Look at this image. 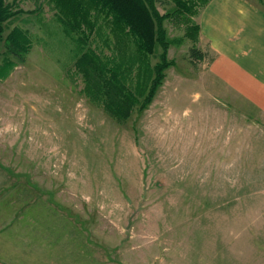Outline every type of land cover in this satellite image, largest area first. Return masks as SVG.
I'll return each mask as SVG.
<instances>
[{
  "label": "rangeland",
  "instance_id": "obj_1",
  "mask_svg": "<svg viewBox=\"0 0 264 264\" xmlns=\"http://www.w3.org/2000/svg\"><path fill=\"white\" fill-rule=\"evenodd\" d=\"M6 2L17 14L0 38V190L14 211L2 225L47 250L59 224L82 228L89 244H68L73 264H264V132L243 120L241 148H219V128L228 139L240 122L209 100L183 22H165L175 65L153 101L118 122L82 93L76 44L49 1ZM14 28L31 44L23 57L8 53Z\"/></svg>",
  "mask_w": 264,
  "mask_h": 264
},
{
  "label": "trees",
  "instance_id": "obj_2",
  "mask_svg": "<svg viewBox=\"0 0 264 264\" xmlns=\"http://www.w3.org/2000/svg\"><path fill=\"white\" fill-rule=\"evenodd\" d=\"M55 19L76 47L75 68L82 76V93L118 122L145 111L162 86L168 69L171 43L165 22L182 21L186 38L194 43L190 57L203 61L205 54L196 45L200 27L192 17L196 6L179 0L176 10L161 14L154 0H48ZM6 0H0V38L5 25L16 15ZM102 39L98 51L91 41ZM8 53L23 57L31 44L25 31L14 28L6 38ZM159 61L152 63L158 50ZM14 65V64H13Z\"/></svg>",
  "mask_w": 264,
  "mask_h": 264
},
{
  "label": "crops",
  "instance_id": "obj_3",
  "mask_svg": "<svg viewBox=\"0 0 264 264\" xmlns=\"http://www.w3.org/2000/svg\"><path fill=\"white\" fill-rule=\"evenodd\" d=\"M154 1L159 12L158 6L161 4L174 5L176 10V4L179 2V0ZM186 1L196 6V15L192 19L200 27L198 46L202 45L201 51L205 54L202 61L205 64V71L201 80L209 100L224 102L220 112L226 118L232 117L240 122L229 130L233 132L234 137L230 136L228 139L226 126L219 128V134H224L219 142V148L224 150L241 148L242 144H239L241 139L237 137L242 138L243 120L249 124V128L264 132V0ZM12 192V189L0 190V213L3 211L13 213L14 210L8 211L2 205L7 194L11 193L10 197H13ZM56 206L52 205L60 212L61 209ZM17 216L18 214L13 215L14 219ZM14 219H11V222H16ZM2 223L4 220L0 217V264H73L67 255H76L77 249L69 247L71 252L67 254L68 244L73 245L74 242L89 244L88 239L83 241V230H80L82 228H78V231L76 226L74 228L73 225L67 226L65 223L62 227L61 224L58 225L57 234L52 231L54 243L57 241L54 247L58 249L34 248L29 245L30 242L24 245L17 240L18 236L15 237L10 230L14 225ZM52 229L53 226L47 230L50 232ZM47 234L46 231L42 232V240H46ZM28 238L31 241L34 239L30 233ZM79 259L82 261L81 257ZM140 259L141 256L138 255L137 260ZM96 261L98 260L86 263L83 261L80 264H91ZM105 261L107 264L115 263L106 255Z\"/></svg>",
  "mask_w": 264,
  "mask_h": 264
}]
</instances>
